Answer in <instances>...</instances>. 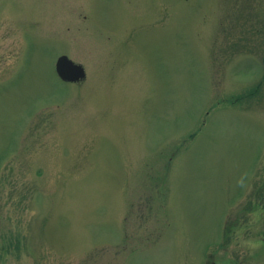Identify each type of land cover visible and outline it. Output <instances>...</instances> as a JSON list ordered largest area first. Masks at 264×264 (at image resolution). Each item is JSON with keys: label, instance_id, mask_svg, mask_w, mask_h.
<instances>
[{"label": "rangeland", "instance_id": "1", "mask_svg": "<svg viewBox=\"0 0 264 264\" xmlns=\"http://www.w3.org/2000/svg\"><path fill=\"white\" fill-rule=\"evenodd\" d=\"M0 264H264V0H0Z\"/></svg>", "mask_w": 264, "mask_h": 264}, {"label": "water", "instance_id": "2", "mask_svg": "<svg viewBox=\"0 0 264 264\" xmlns=\"http://www.w3.org/2000/svg\"><path fill=\"white\" fill-rule=\"evenodd\" d=\"M57 72L59 76L67 82H79L86 77L84 68L80 65H76L66 56L58 60Z\"/></svg>", "mask_w": 264, "mask_h": 264}, {"label": "bare ground", "instance_id": "3", "mask_svg": "<svg viewBox=\"0 0 264 264\" xmlns=\"http://www.w3.org/2000/svg\"><path fill=\"white\" fill-rule=\"evenodd\" d=\"M56 73H57V70H56Z\"/></svg>", "mask_w": 264, "mask_h": 264}]
</instances>
